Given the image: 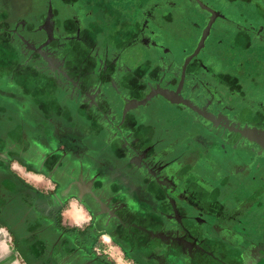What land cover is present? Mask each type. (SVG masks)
<instances>
[{"label": "flooded vegetation", "instance_id": "af4514ba", "mask_svg": "<svg viewBox=\"0 0 264 264\" xmlns=\"http://www.w3.org/2000/svg\"><path fill=\"white\" fill-rule=\"evenodd\" d=\"M199 1L0 0V222L22 264H119L106 241L131 264L257 261L264 0Z\"/></svg>", "mask_w": 264, "mask_h": 264}, {"label": "crops", "instance_id": "0c3cea01", "mask_svg": "<svg viewBox=\"0 0 264 264\" xmlns=\"http://www.w3.org/2000/svg\"><path fill=\"white\" fill-rule=\"evenodd\" d=\"M48 121L45 122V124H41L39 122H37L36 124H34V126H29L30 130L27 129V124L25 122H21V124H26V126L24 127V129L28 130L31 134H32V138L34 139L35 143H36V152L34 155L36 159H38V153H40V151H42V149H47L48 146L45 145L43 142L48 140V135H49V130H51L52 125L48 124ZM74 122H72V120H68V124L69 125H73ZM3 124V122H0V125ZM42 125L44 127H42ZM22 128V127H20ZM19 128L18 132H21L22 130ZM16 132V131H14ZM53 131L51 130V133ZM33 180V179H32ZM42 181V177L40 175H37L36 177H34V183L37 186H41L43 185V183H41ZM46 185H49V181L45 182ZM69 211H66L65 215L68 219H70V221L75 222V221H81L84 220L86 217L84 216V213L82 211V209L76 204L75 201H71L68 207ZM259 214V215H257ZM264 213H256L255 215H252L251 218H253L254 220H257L259 223V234H258V243L256 245V248L258 249V253L259 256L257 257V261H255L256 257H252V256H245V259L253 262V264H264V238H263V234H264V216L262 215ZM0 228L4 229L3 232H0V264H22L23 262L19 259L16 249L14 247V241H13V237L12 235L9 233V231L7 230V228L0 222ZM235 230H233L232 232H234ZM105 244H107L108 248L107 250L110 252V254L112 255L113 258H115V260L119 263V264H131L128 261H122V255L121 253L115 248L112 247L110 245V243H108L107 241L105 242Z\"/></svg>", "mask_w": 264, "mask_h": 264}, {"label": "water", "instance_id": "95a60500", "mask_svg": "<svg viewBox=\"0 0 264 264\" xmlns=\"http://www.w3.org/2000/svg\"><path fill=\"white\" fill-rule=\"evenodd\" d=\"M200 4L201 2L199 0H197ZM49 16L52 17V12L51 10L49 11ZM212 21H213V18L208 22V24L206 25V27L204 28L203 30V33L201 35V39L198 43V48L204 44V41L207 37V35L209 34L210 32V29H211V26H212ZM157 93H159L161 95V97L166 100L167 102H173V103H180V102H183L181 100V98H177L175 95L165 91V90H159ZM153 95L151 94L149 97H147V99L141 101L140 103L141 104H144L146 103ZM249 135L247 136L250 140H251V143H255L257 146H261L263 147L262 145V139L264 138V131L262 130H252V131H249L248 132Z\"/></svg>", "mask_w": 264, "mask_h": 264}, {"label": "clouds", "instance_id": "9594fccd", "mask_svg": "<svg viewBox=\"0 0 264 264\" xmlns=\"http://www.w3.org/2000/svg\"><path fill=\"white\" fill-rule=\"evenodd\" d=\"M3 231H4V229L0 228V232H3Z\"/></svg>", "mask_w": 264, "mask_h": 264}]
</instances>
